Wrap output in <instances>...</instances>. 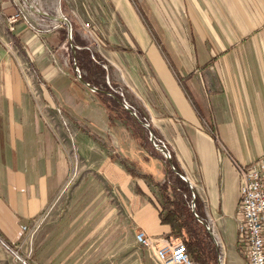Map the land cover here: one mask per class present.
<instances>
[{"label":"crops","instance_id":"0c3cea01","mask_svg":"<svg viewBox=\"0 0 264 264\" xmlns=\"http://www.w3.org/2000/svg\"><path fill=\"white\" fill-rule=\"evenodd\" d=\"M109 2L124 31L113 32L112 62L98 53L108 61V81L148 116L193 183L223 241L222 264L228 257L229 264H247L236 237L240 176L233 160L247 165L264 155V0ZM18 10L16 0H0L1 239L14 248L53 203L43 238L53 235V264H159L135 238L139 230L159 246L177 238L160 217L158 188L144 176L159 179V162L122 120L110 124L97 96L74 79L65 25L49 31L41 21L52 20L29 9L10 30L7 18ZM54 110L75 121L93 168L60 208L70 161Z\"/></svg>","mask_w":264,"mask_h":264},{"label":"rangeland","instance_id":"374dc122","mask_svg":"<svg viewBox=\"0 0 264 264\" xmlns=\"http://www.w3.org/2000/svg\"><path fill=\"white\" fill-rule=\"evenodd\" d=\"M16 1L21 5H24L22 0H16ZM28 1L34 3L37 7L38 6L41 7V9L51 10V13L53 14L65 15L67 18H69V20L72 23V38H73V24H74L76 25V28L79 29L81 37L90 46V49L93 52L102 53L103 55H105V58L107 60H110L111 62H112V58H115V55L113 53L111 54L109 53L110 49H113L114 48L113 46H115L114 40L112 39L113 32H123L124 28L122 29L119 24L113 23L114 22L112 16L113 13H112V8H110L109 0H60V6L58 5L59 0H28ZM97 1L98 2L100 1V6ZM24 10L25 12L28 11L26 7H24ZM105 13L109 17L108 19L106 18ZM41 23L43 27H46V25L54 24L52 21L48 20L47 18H43ZM152 26L154 27L155 32L159 35L155 25ZM127 61L130 63L128 58ZM110 73L112 77L116 78L121 85H124L123 77L121 76V73L117 68L111 66ZM54 111L57 115V118L54 119L55 123L57 124V130L63 137V140L67 145L66 147H68L69 149L68 154L70 161V173L68 174V179L66 181L67 183L66 185L64 183L60 190L59 199L56 200V204H55L56 207L66 203V198L69 195V193L76 187V185H78V183L81 181V179L84 176L89 174V172L93 168L90 167V165L87 162L89 154L86 152L82 153V149L80 148L81 147L80 143L75 135L76 131L78 130L76 125H74L75 121L68 118L64 112H60L57 110ZM122 122L125 124L127 128L133 131L129 127V124L125 119L122 120ZM121 159L124 160L123 158ZM75 161H77L76 173H74V164H73ZM146 164L149 165V163ZM132 166H133L132 170L136 171L137 170L136 165L133 163ZM158 168L159 170H161V166L159 163H158ZM200 211L203 213L201 209ZM205 218L207 219L206 216ZM51 223H53V203L50 205L49 208L46 209L41 219L33 223V226L28 231L31 232V234L28 233L24 239L22 238V241L14 242L15 247L13 249L18 251V253L22 255L24 258H26L27 261L29 260L30 264H53V235H51L50 238L48 237L49 238L48 240L46 239L43 240V238L46 235H48L51 231L49 230V227L53 225ZM226 227L228 229L227 238L230 242H232L234 241V236H235L232 223L231 222L227 223ZM214 233L216 238L219 239L222 243L223 241L221 237L217 234L215 230ZM225 243L228 246L227 250L230 251L231 249L230 244L228 242ZM215 247L217 254L219 250L222 251L221 246L218 247L215 245ZM195 263L199 264L198 262ZM0 264H22V263L19 259L16 258V256L13 253H11L8 249L3 247V245L0 243ZM226 264H229V257Z\"/></svg>","mask_w":264,"mask_h":264},{"label":"trees","instance_id":"16d2710c","mask_svg":"<svg viewBox=\"0 0 264 264\" xmlns=\"http://www.w3.org/2000/svg\"><path fill=\"white\" fill-rule=\"evenodd\" d=\"M73 40L74 43L81 46V48L76 49L75 60L83 79L87 81L90 86L92 85L102 90L111 92L119 99L124 100V94L117 84L112 80L107 81L106 75L109 70L108 61L98 53L93 52L85 41L79 40L76 33V25L74 24ZM68 64L74 74L72 67V64L74 63L71 53L69 54ZM74 79L77 81L75 76ZM82 87L84 86L82 85ZM84 89L92 92L86 87H84ZM92 93L97 96L101 104L104 108H106L107 118L110 124H112L114 119H125L129 124V127L133 130V134L136 135L135 137L138 138L141 147L146 150L151 157H154L159 162L161 166L159 179H155L151 172H146L144 176H147L158 188L161 198H163V208L159 214L165 225L167 224L169 226L170 234L182 240L191 260L198 262L199 264H216V247L204 225L195 218L193 212L191 211V190L187 183L183 181L170 167L167 168V173L165 174V169L162 164L164 158L162 157V154L158 152L150 143L148 131L140 127L139 123L120 105V103H118L108 93L100 91ZM130 106L136 111L140 119L149 122L151 125V121L148 116L146 117L134 106ZM155 139L157 142L164 143L160 137L156 135V133ZM164 144L170 151L169 146L166 143ZM171 156L173 164L177 170L182 171L175 158L176 156H174L172 152ZM195 209L200 217L207 221L204 214L200 211L201 200L197 194L195 199Z\"/></svg>","mask_w":264,"mask_h":264},{"label":"built area","instance_id":"2783aa9c","mask_svg":"<svg viewBox=\"0 0 264 264\" xmlns=\"http://www.w3.org/2000/svg\"><path fill=\"white\" fill-rule=\"evenodd\" d=\"M22 2L24 5L18 3V12L7 18L10 30L14 28V23L25 12L24 7L29 10L30 1L22 0ZM35 8L38 9L36 5ZM53 23L47 26V30L53 31L60 26L61 22ZM233 164L240 176V197L234 217L236 222V237L240 247L239 251L246 258L247 264H264V155L253 159L247 165L235 160H233ZM207 221L209 222L208 219ZM25 228L23 226V229ZM135 238L141 245L154 250V256L159 264H196L189 258L186 246L179 238L160 246L156 244V238L146 235L142 230L136 233ZM217 241L218 247L222 246L221 241L219 239ZM0 243L3 247L7 246L15 251L1 237ZM7 247L5 248L7 249ZM219 253L221 261H223L220 250ZM21 258L24 261L23 263L19 259L21 263L27 264L25 259Z\"/></svg>","mask_w":264,"mask_h":264},{"label":"water","instance_id":"95a60500","mask_svg":"<svg viewBox=\"0 0 264 264\" xmlns=\"http://www.w3.org/2000/svg\"><path fill=\"white\" fill-rule=\"evenodd\" d=\"M29 9L31 11L37 12L40 15H46L48 16L53 22H58V23H63L65 25L66 28V39L67 42L71 48L72 51V55H73V69L75 72V77L77 78L78 81H80L81 83H83L85 85V87H87L89 90H91L92 92H105L110 94L118 103H120V105L131 115L133 116V118L139 123V125L143 128L146 129L148 131V135H149V141L152 144V146L162 154V157L164 158L163 161V166L165 168V174L167 173V168L170 167L183 181H185L187 183V185L189 186L190 190H191V211L193 212L195 218L201 222L206 231L208 232V234L210 235V237L212 238L213 242L215 243L216 246H218V241L217 238L215 236L214 230L211 226V224L208 221H205L203 218L200 217V215L197 213L196 209H195V199H196V190L195 187L193 186V183H191V180L189 179V177L183 172V171H179L177 170V168L175 167V165L173 164L172 161V156L170 151L166 148L165 144L163 143H159L156 142L155 139V133L150 125L149 122L143 121L142 119L139 118V116L137 115L136 111L125 101V100H121L119 99L115 94L102 90L98 87L95 86H90V84L85 81L79 71V68L77 66L76 60H75V54H76V48L77 46L74 44L73 42V38H72V23L69 20V18H67L65 15L63 14H48L47 12L40 10V9H36L35 5L29 2ZM108 81V79H107ZM7 247V246H5ZM7 249L13 253L17 259H20L23 263V259L20 257L19 254H17L15 251H13L11 248L7 247ZM217 264H222L221 258H220V253L218 252L217 254Z\"/></svg>","mask_w":264,"mask_h":264},{"label":"bare ground","instance_id":"6f19581e","mask_svg":"<svg viewBox=\"0 0 264 264\" xmlns=\"http://www.w3.org/2000/svg\"><path fill=\"white\" fill-rule=\"evenodd\" d=\"M71 142V141H70ZM75 159H76V157H75ZM78 160V159H77ZM74 173H76V170H77V161H75L74 163ZM69 183V182H68Z\"/></svg>","mask_w":264,"mask_h":264}]
</instances>
